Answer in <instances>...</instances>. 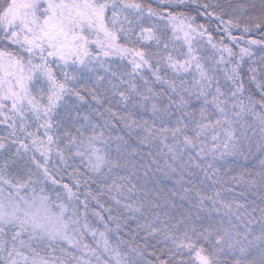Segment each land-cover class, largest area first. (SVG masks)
Returning <instances> with one entry per match:
<instances>
[{
	"label": "snow or ice",
	"instance_id": "obj_1",
	"mask_svg": "<svg viewBox=\"0 0 264 264\" xmlns=\"http://www.w3.org/2000/svg\"><path fill=\"white\" fill-rule=\"evenodd\" d=\"M0 264H264V0H0Z\"/></svg>",
	"mask_w": 264,
	"mask_h": 264
}]
</instances>
